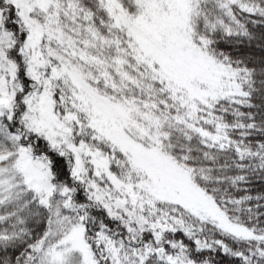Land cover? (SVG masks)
I'll use <instances>...</instances> for the list:
<instances>
[{
	"label": "snow or ice",
	"instance_id": "snow-or-ice-1",
	"mask_svg": "<svg viewBox=\"0 0 264 264\" xmlns=\"http://www.w3.org/2000/svg\"><path fill=\"white\" fill-rule=\"evenodd\" d=\"M0 264H264V0H0Z\"/></svg>",
	"mask_w": 264,
	"mask_h": 264
}]
</instances>
